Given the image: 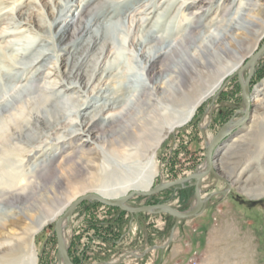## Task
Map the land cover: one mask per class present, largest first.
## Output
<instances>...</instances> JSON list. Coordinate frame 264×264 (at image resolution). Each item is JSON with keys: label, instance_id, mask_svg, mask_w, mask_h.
I'll return each mask as SVG.
<instances>
[{"label": "rangeland", "instance_id": "1", "mask_svg": "<svg viewBox=\"0 0 264 264\" xmlns=\"http://www.w3.org/2000/svg\"><path fill=\"white\" fill-rule=\"evenodd\" d=\"M88 1L90 0H18L13 5V1L0 0V97L8 98L11 90H24L18 94L19 102L13 104L7 114L0 111V126L10 123L14 115L24 113L32 105H45L48 99H51L53 105L60 103L61 116L64 112L67 115L62 116L65 128L56 131L53 140L48 141L50 144L43 148L44 152L37 159L28 163L24 156L13 155L11 158L14 163L8 169L5 168L14 172L13 179L20 182L24 179V174H30L37 163L55 159L52 169L59 171L63 184L59 188L53 187L55 174H48L52 184L49 185L47 196L37 201L38 203H33L36 209L32 214L33 219L44 214H57L73 196L84 191L106 186L114 188L137 178L152 183V189H155L194 174L202 168L209 137L217 135L221 127L233 117L239 120L240 116L235 114L244 105L238 78H229L216 95L201 103L189 121L184 122L186 110L182 107H171L169 114L162 113L161 117L155 115L151 108L135 107L124 123L114 121V115L121 109L101 112L97 108L102 105L104 97L110 94L104 93L105 89L109 87L113 92L114 88L121 90L125 83L122 76L126 72L129 74L128 81L146 82L144 60L140 61V56H137L136 62L130 54L135 50L132 40L135 43L139 39L145 40L151 32L171 36L180 30L183 34L190 16L182 13L186 4L181 5L186 0H159L161 9L149 17V23L138 30L133 26L128 36L129 14H125V17L123 15L121 20L114 21L113 24L121 32L112 31V28L109 31L111 39L108 42L114 44L113 54L109 59H101L94 71L97 49L84 52L86 40L91 35H81L80 39L72 40H78L72 45L73 43L66 44L70 36L61 34L70 20L79 17L78 7L84 6ZM129 1L97 0L100 5L91 14L104 15L106 10L112 11L116 5L123 6ZM221 1L214 0L202 10L209 15V20L213 19ZM228 1V20H239L241 15L245 18L253 12L252 7L247 6L252 1ZM68 3L76 7L65 9ZM104 5H108V8L103 7ZM61 6L65 11L59 14ZM136 8L137 11L140 10L139 6ZM130 15L133 17L134 14ZM57 16L61 18L54 24V17ZM140 18L141 15L138 14L136 19ZM88 19L90 17L85 21ZM245 28L258 30V39L250 43L251 50L248 51L259 49L264 44V27ZM97 29L98 27H93L94 32ZM151 44L147 51L159 46L156 42ZM45 54L48 55L46 59L43 56ZM78 59L82 64V68H79L83 77L81 82L84 84L93 77L88 87L79 88V84H70L69 70ZM109 69L116 70L110 73ZM39 73L42 75L37 80ZM115 76L118 78L112 83ZM165 76L166 74L163 77ZM245 77L247 78V73ZM30 81H35V86L41 90H32L28 94L27 90L31 89ZM100 84L102 91L93 92L94 87ZM250 89L253 104L257 102V99L254 102L257 94L259 99L264 98V57L258 61ZM126 96L131 98L135 94L129 93ZM69 98L71 101H68ZM76 107L79 118L75 116L76 109H73ZM82 117L90 121L95 119L96 127L92 132L94 136L89 137L80 132H76L78 135L75 134L73 138L66 135L65 129L72 130L70 122L81 120ZM124 124L129 128L141 127L150 135L139 134L130 139L126 135ZM255 127L254 136L240 154L246 160L260 158L259 162L255 160L251 164L252 171L249 172L254 179L249 192L243 193L232 187L219 171L217 174L220 179L210 174L204 179L201 188L202 196L208 199L206 207L195 218L180 222L168 215L142 213L136 217L94 201L84 202L75 209L68 230L66 229L71 261L74 264H264V170L259 169V164L264 166V148L260 151L264 146V113L262 117L259 114L256 117ZM169 128L171 129L167 130ZM0 134L4 138L8 136L1 130ZM233 138L234 135H231L223 144H231ZM10 147L20 152L25 149V145L20 142H11ZM98 154L99 160H94ZM0 165H5L2 157ZM4 175V170H0V188L7 186ZM256 183L262 186L259 187ZM194 196L193 189L173 188L152 197H134L127 205L138 208L168 204L180 212H187L194 207ZM0 210L6 212L8 209L0 206ZM54 226L38 236L36 264H61L56 249ZM0 259V264H6L2 260L3 254H0Z\"/></svg>", "mask_w": 264, "mask_h": 264}, {"label": "bare ground", "instance_id": "2", "mask_svg": "<svg viewBox=\"0 0 264 264\" xmlns=\"http://www.w3.org/2000/svg\"><path fill=\"white\" fill-rule=\"evenodd\" d=\"M9 1H13L14 5L18 0ZM213 1L214 0H186V3L182 2L183 4L181 6L186 4L182 13H186L187 16H190V19L188 18L190 21L185 25L183 34H181L180 30H177V33L174 32L171 36H160L158 32H151L147 35L148 38L145 40L139 39L136 43L135 40H132L131 43L135 46V50L133 51L131 49L133 52H130V54L136 62H138L137 56H140V61L144 60L145 67H143V72L146 77V82L138 80L128 81L129 74L127 72L124 73L122 77L125 83L121 87V90L117 91L114 88L115 91L113 92L109 87L105 89L104 93L110 94L108 97H104L105 99L102 105L97 108H99L101 112L118 111L121 109L113 117V120L119 123H124L125 119H129L131 110L135 107L151 108L154 110L155 115L160 117L162 113H168L171 107H182L186 110L184 122L192 119L194 113L202 105L201 103L216 95L223 87L224 83L231 78V76L235 75L245 62L258 50L253 49L251 52L248 51L250 49V43L258 39L256 38L258 30L253 29L251 31L245 27L253 26L256 29L264 27V0H249L252 2L247 6L249 8L252 7L251 10L253 9V12L251 15L245 16V18L241 15L239 20L227 19V13L229 11L227 8L229 6L228 0L221 1L222 4L216 9L213 19L209 20V15L202 10L206 9ZM69 4L70 3H68L65 9L69 10L72 7L74 8L75 5ZM99 5L100 3H97V0H90L84 6L78 7L79 17L70 20L71 22L63 28L61 33L70 36V40H66V44L73 43L72 45H75L78 41L75 40L72 42V40L80 39L81 35H86L87 33L91 35L88 40H86L84 52L97 49V55L94 60V71L98 68L101 59H109V56L114 52V44L108 42L109 39H111L109 31L112 28V31L121 32L118 26L113 25L114 21H119L123 18V15L125 17V14H129L127 17L128 26L130 27L128 30L129 36L133 26L138 30L144 25H147L149 23V17L161 9L159 0H146L145 2L130 0L123 6L116 5L112 11L109 9L106 10L104 15L91 14L92 10H94L95 7L97 9ZM107 6L108 5H104L103 7L108 8ZM137 6L140 8L139 11H137ZM59 9V14L65 11L62 6ZM130 14H134L133 17H131ZM138 14L141 15L139 20L136 19ZM166 14H168V12ZM89 17L90 19L86 22L85 19ZM60 18L59 16L54 17V24L58 23ZM185 19L187 18L185 17ZM239 21H241V24ZM95 26L98 27V29L94 32L93 27L95 28ZM64 38H62V41ZM152 42L158 43L159 46L152 48L151 50L153 52L150 50L147 51V47ZM43 56H45L44 58L46 59L48 55L45 54ZM79 58L81 59V57ZM80 59H78L77 63L69 70V76L71 77L70 84H79V88L88 87L93 77L91 76L84 84L81 82L83 77L79 71V68H82ZM115 70L116 69H109V72L113 73ZM164 74H166L165 77H163ZM41 75L42 73H39L36 79L39 80ZM134 75L137 77L136 73H134ZM117 78L118 76H115V78L113 77V81L111 82L115 83ZM14 81L17 82L16 79H14ZM30 83L31 89L27 90L28 94H30L32 90L36 92L41 90L35 86V81H30ZM101 85L102 84L94 87L93 92L102 91ZM23 91L22 88L11 90L8 98L0 97V111L3 113L10 111L12 109L11 106L19 102L17 98L18 94ZM129 93H133L135 96L129 98L126 96V94ZM262 95L264 96V93H262ZM258 96L259 94L254 96V102L256 99L257 102L252 104V115L250 120L244 124L242 128L232 134L234 138L231 144L227 145V143L223 144L222 142L215 152L216 155L213 163L215 171H219L221 175L228 179L232 187L234 186L235 189L243 193L249 192L250 188L253 187L252 182L254 178H252L253 175H251L249 171H252L250 170L251 164L256 162L255 160L259 162L260 159L252 158L246 160L244 157L240 156V154H242L241 151H244L248 146V142L251 141V137L254 136L256 117H258V114L262 117L264 113V98L259 99ZM24 97L27 96L24 95ZM68 101H71V99L69 98ZM75 101L77 102V100ZM73 109H76L75 116L77 115L79 118L80 114L78 108L76 107ZM61 113L60 103H55L53 105L51 99H48L45 105H39V107L32 105L25 110L24 113L14 115L10 123H3L0 126V130L8 135L4 138L3 135L0 134V158L2 157L5 163L4 166L0 165V170H4V179L7 184V186L0 188V206L7 207L8 209L6 212L0 210V254L4 255V259L2 260L6 264H36L37 253L35 248L39 238L38 236L45 232L50 226L55 225L54 223L63 216L65 210H67L78 198L93 193L106 199H119L135 190L144 192L153 190L152 183L150 184L144 182L145 180L141 178H137L132 180V182H125L114 188L106 186L97 190L93 189L91 191L81 192L73 196L57 214L53 216L44 214L33 219L32 214L36 210L33 203L44 199L49 193V185L52 183H50L51 178L48 174H55L53 178V187L59 188L60 185L63 184V178L59 171L52 169L55 159L52 157V160H40L41 162L36 164L30 174H24V179L20 182H16L13 179L15 173L7 169L14 163L11 158L13 155L24 156L28 163H31L32 160L37 159V157L41 155L43 148L50 144L48 141L53 140L52 137L56 134V131L65 128L63 127L64 122L62 121V116L67 115L66 112H64L61 116ZM94 120L95 119H91L90 121V119L85 120L83 118L78 121H72L70 122V128L72 130L67 131V129H65L64 132L72 138L75 134L78 135L79 132L88 134L89 137H92L94 136L92 132H94L96 127V122ZM124 129L127 137L130 139L135 138L136 135L139 134H148V131L143 130L141 127L138 128L137 126L129 128V126L124 124ZM170 129L171 128L167 130ZM165 133H167V131ZM213 137L214 136L209 137L208 144ZM57 141H60V139ZM11 142H20L25 145V149L22 152L13 149L10 147ZM141 145H143V143ZM262 148H264V146L260 148V151ZM30 149L32 151H30ZM9 153H11V155ZM98 157H100L99 154L93 159L97 160ZM6 167L7 169H5ZM259 167L260 170H264L262 164H259ZM205 168V165H202V168L195 172L201 173ZM248 172L249 174L244 177ZM256 185L259 187L262 186L257 183ZM202 201L206 204L208 199L202 196ZM65 227L66 223L64 222L62 236H64L66 242Z\"/></svg>", "mask_w": 264, "mask_h": 264}, {"label": "water", "instance_id": "3", "mask_svg": "<svg viewBox=\"0 0 264 264\" xmlns=\"http://www.w3.org/2000/svg\"><path fill=\"white\" fill-rule=\"evenodd\" d=\"M263 57H264V44L251 56V58L248 61L245 62V64L235 75L231 76V78H238V84L241 89L242 102H244V105L242 109L238 110L235 114L237 116H240V119L236 120V117L230 119V121H228L226 124H224L221 127L217 135H215L210 140V143L208 144L207 142L206 150H205V159L203 161V165H205L206 167L205 170H203L201 173L194 172V174L192 175L175 180L174 182L160 185L157 188L150 191L144 192V191L135 190L133 192H130L129 194L124 195V197L119 199H106L98 196V194H93V193L78 198L75 202H73L69 206L67 210H65L63 216L59 218L56 223H54L55 224L54 232L57 241L56 249L58 251L59 261L61 264L62 263L74 264L69 256L65 238L64 236H62L64 230L63 225L65 222L66 223L65 229H67L72 219V216L75 212V209H77L84 202L94 201V203L97 202L109 208H116L122 212L129 213L131 216H136V217H138L142 213H145V215L146 214L168 215L170 218L176 219L177 222L186 219L195 218L198 214H200L203 211V209L206 207V204L203 203L201 196L202 193L201 188L203 182L205 181L204 179H206L207 176H209L210 174L220 179L213 166L216 150L219 148L222 142H224L225 139H229L235 131L242 128L243 125L246 124L251 118L253 97H252V89H250V87H251V82L254 78V73L258 66V61L261 60ZM245 73H247L246 80L244 77ZM226 184L228 187H230L229 183L226 182ZM173 188L193 189L195 193L194 196L195 207L187 212H180L168 204H158V206L153 205V206H143L138 208H130L127 205L129 201L134 197H152L154 195H157L158 193H162L166 190Z\"/></svg>", "mask_w": 264, "mask_h": 264}, {"label": "built area", "instance_id": "4", "mask_svg": "<svg viewBox=\"0 0 264 264\" xmlns=\"http://www.w3.org/2000/svg\"><path fill=\"white\" fill-rule=\"evenodd\" d=\"M196 264V263H195Z\"/></svg>", "mask_w": 264, "mask_h": 264}]
</instances>
